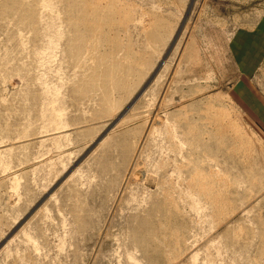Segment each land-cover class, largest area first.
Wrapping results in <instances>:
<instances>
[{"label":"rangeland","instance_id":"obj_1","mask_svg":"<svg viewBox=\"0 0 264 264\" xmlns=\"http://www.w3.org/2000/svg\"><path fill=\"white\" fill-rule=\"evenodd\" d=\"M0 264H264V0H0Z\"/></svg>","mask_w":264,"mask_h":264}]
</instances>
